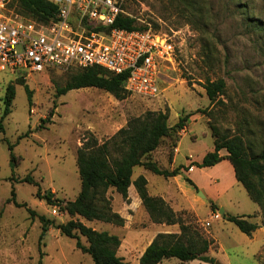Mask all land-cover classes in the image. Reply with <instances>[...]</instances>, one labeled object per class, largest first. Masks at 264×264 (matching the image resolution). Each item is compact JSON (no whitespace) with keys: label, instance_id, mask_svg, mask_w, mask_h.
Returning <instances> with one entry per match:
<instances>
[{"label":"rangeland","instance_id":"374dc122","mask_svg":"<svg viewBox=\"0 0 264 264\" xmlns=\"http://www.w3.org/2000/svg\"><path fill=\"white\" fill-rule=\"evenodd\" d=\"M193 1L194 7L183 0H122V11L134 17L137 25L165 34L175 45L174 59L164 65L165 75H158L160 91L154 98L130 93L118 99L95 87L71 89L58 95L57 88L67 83L72 71L50 69L25 76L0 71L3 127L0 129V264H94L90 255L75 247V239L51 226L42 231L39 215L55 223L71 217L35 194L39 188L40 193L50 191L63 201L77 196L80 179L76 151L84 137L92 135L101 143L130 118L147 111L166 112L168 125H173L180 115L192 112L185 125L188 132L180 138L173 156V166L184 164L187 158H198L207 146L213 145L215 137L223 135L241 137L249 154L257 156L264 152V0ZM209 5L213 26L205 33L199 22L205 17L209 19L205 11ZM18 77H22L23 84ZM206 78H222L225 82L224 92L214 101L206 96ZM9 84L14 85L15 95L10 112L1 118L3 96ZM24 84L31 91L30 101ZM173 141L172 137L162 138L153 152L159 166L172 165L169 152ZM8 144H14L15 163L10 158ZM230 170L220 164L218 174H193L206 187L219 191L228 186L219 198L221 206L214 204V208L203 194L194 195L198 204L203 202L195 210L180 200L178 186L169 178L142 167H135L132 177L146 173L148 191L162 197L182 222L210 242L206 255L214 262L264 264V169L254 180L263 193L254 213L257 205L242 185L238 182L229 186L235 180ZM26 175L37 184L20 181ZM12 188L20 206L8 201ZM105 196L111 211L120 215L123 223L72 218L116 235L120 240L117 255L127 264H134L158 228L171 227L176 230L172 232L180 233L178 223L153 222L136 195H128V200H124L109 188ZM219 208H223V213ZM29 209L37 216H31ZM227 214H244L247 222L256 228L247 235L226 219ZM80 241L87 244L83 236ZM214 262L182 263L171 257L163 259L161 264Z\"/></svg>","mask_w":264,"mask_h":264},{"label":"trees","instance_id":"16d2710c","mask_svg":"<svg viewBox=\"0 0 264 264\" xmlns=\"http://www.w3.org/2000/svg\"><path fill=\"white\" fill-rule=\"evenodd\" d=\"M183 1L189 7H194L193 0ZM10 5L14 6L16 11L26 19L38 23L47 24L56 20L58 6L49 0H10ZM205 11L209 13V19L205 17L204 21H200L199 28L208 33L209 28L213 26L211 5ZM113 27L126 30L148 29L146 26L137 25L134 17L124 13L118 14L113 24L105 28ZM125 78V73L113 74L98 66L78 69L72 71L64 86L57 88V94H64L71 89L95 87L109 92L118 99H123L130 94L124 88ZM18 80L20 84H23L22 77H18ZM204 89L208 99L214 101L224 92L225 82L222 78L215 80L206 78ZM24 90L30 101L31 91L25 84ZM14 95V85H7L3 96L4 107L1 118L10 112L9 107ZM192 114L188 112L180 115L173 125H168L166 112L147 111L142 116L130 118L125 126L119 128L110 138L101 143L92 135L84 137L76 151V164L80 179V190L77 196L73 200L63 201L50 191L42 194L38 188L35 193L39 199H44L48 205L56 207L57 211L66 213L71 218L65 222L55 223L44 215L37 216L34 210L29 209L31 216L39 218L43 232L51 226L59 230L60 234L75 239V247L90 255L94 264H127L121 256L117 255L116 250L120 240L116 235L96 230L72 217L78 216L86 220H101L114 224L123 223V218L111 211L105 193L109 188H113L124 200H128V188L132 184L153 222L167 225L178 223L180 227L178 234L174 232L157 233L143 250L139 257V264H158L163 259L171 257L177 258L182 263L191 260L214 262L206 255L210 242L202 238L196 230L191 229L189 224L182 222L179 215L162 197L149 194L147 179L143 174L132 177L135 167H142L164 178L175 176L182 170L188 169L184 165L171 169L159 166L153 158V152L161 143L162 138H174L169 152L171 164L180 138L179 132L185 128L186 121ZM0 129H3L1 121ZM213 144L212 151L207 152L200 162H191L189 166H211L222 159H227L233 167L235 179L259 207L263 193L257 188L254 180L264 169V152L257 156L249 154L241 137L237 135L215 137ZM13 146L14 144H8L11 150L10 158L15 163ZM220 150H225V154H219ZM20 181L37 184L29 175ZM185 181L197 190L189 178L185 177ZM8 201H12L17 206L21 205L15 201L14 188L11 190V197ZM211 206L215 207L213 203ZM226 219L233 222L240 231L247 235L256 228L255 224L247 222L245 216L227 214ZM80 236L85 237L86 245L81 243Z\"/></svg>","mask_w":264,"mask_h":264},{"label":"built area","instance_id":"2783aa9c","mask_svg":"<svg viewBox=\"0 0 264 264\" xmlns=\"http://www.w3.org/2000/svg\"><path fill=\"white\" fill-rule=\"evenodd\" d=\"M49 1L58 6L56 20L42 24L0 0V71L25 76L98 66L125 73L124 88L131 94L158 95V75L176 53L169 37L149 28L106 29L125 14L122 0Z\"/></svg>","mask_w":264,"mask_h":264},{"label":"crops","instance_id":"0c3cea01","mask_svg":"<svg viewBox=\"0 0 264 264\" xmlns=\"http://www.w3.org/2000/svg\"><path fill=\"white\" fill-rule=\"evenodd\" d=\"M187 132H188L187 131V127L184 128V129H182L179 132L180 133V138L184 134H186ZM180 138H179L178 144L176 146L175 152H177V150H178L179 143H180ZM213 149H214V144L211 147L207 146L203 150V152L200 154V156L198 158H193V157L187 158V161L184 164H181V165H184V166L188 167V169L187 170H182L181 173H179V174H177L175 176L169 177V179L178 186V189L180 191V193H178V195L181 198L180 200L182 202H184V204L186 205V207H188V208H190L192 210H195V206H198L199 204L200 205L203 204V202H201V203L198 204L197 201H195L194 198H193V196L197 194V191L198 190L202 192V194L206 197V200H208L210 203L217 204L218 206H221V203L219 202V198L221 197L222 194H224L228 190V186L223 187L219 191L217 189H213V188L206 187L205 184L202 182V180H197V178L193 176V174L195 172H201L203 174H209L211 172L212 175L215 172V174H218L217 168L220 166V164H224L226 167L228 166V168H231L230 171H231V173L234 176L233 167H232V165L230 164V162L227 159H222V160L218 161L217 163H215L214 165H211V166L200 167L198 169V171H196V166H189L191 162H200L201 159H202V157L207 152L212 151ZM219 154L224 155L225 154V151L220 150L219 151ZM174 155H175V153H174ZM227 162L230 164V166L227 165L228 164ZM173 167H175V166H173V162H172V165L170 166L169 169H171ZM213 168H216V169L213 170ZM183 171H185V174H184ZM139 174H143L145 176V178L147 179V187H148V185H149L148 184V181L149 180L146 177V173L145 172H141V173H138L137 175H139ZM185 177L189 178L194 183V185L197 187V190L192 185H190L189 183H187L185 181ZM234 178H235V176H234ZM235 183H238L236 179L229 186L231 187ZM149 194H151V193L149 192ZM128 195L133 196V197L136 195L138 197V195L136 193V190H135V188H134V186L132 184L128 188ZM151 195H153V194H151ZM181 201H179V203H181ZM178 205H180V204H178ZM257 210H258V206H257L256 209L253 210V213L256 212ZM236 216H238V215H236ZM239 216H245V215L242 214V215H239ZM172 231H176V230L175 229H172L171 227H167L166 229H164V228H158V230H156L154 232V234L151 236V238L148 241V243L146 244V246L151 242V240L155 237V235L157 233H160V232H165L166 233V232H172ZM145 247L139 253L138 257L136 258V260L134 262V264H139V257L141 256V254H142L143 250L145 249ZM161 263H162V261L159 262L158 264H161Z\"/></svg>","mask_w":264,"mask_h":264},{"label":"water","instance_id":"95a60500","mask_svg":"<svg viewBox=\"0 0 264 264\" xmlns=\"http://www.w3.org/2000/svg\"><path fill=\"white\" fill-rule=\"evenodd\" d=\"M197 194H198V195H202V193H201L200 191H197ZM219 212H220V213H223V208H219ZM214 264H218V262L215 261Z\"/></svg>","mask_w":264,"mask_h":264}]
</instances>
